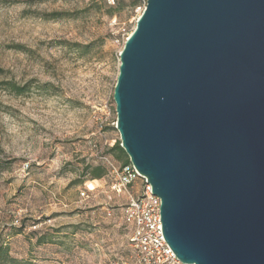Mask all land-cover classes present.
Returning a JSON list of instances; mask_svg holds the SVG:
<instances>
[{
  "label": "water",
  "instance_id": "95a60500",
  "mask_svg": "<svg viewBox=\"0 0 264 264\" xmlns=\"http://www.w3.org/2000/svg\"><path fill=\"white\" fill-rule=\"evenodd\" d=\"M121 147L183 264H264V0H147L120 53Z\"/></svg>",
  "mask_w": 264,
  "mask_h": 264
},
{
  "label": "rangeland",
  "instance_id": "374dc122",
  "mask_svg": "<svg viewBox=\"0 0 264 264\" xmlns=\"http://www.w3.org/2000/svg\"><path fill=\"white\" fill-rule=\"evenodd\" d=\"M146 5L0 0V249L20 264H134L128 197L92 174L122 164L114 89Z\"/></svg>",
  "mask_w": 264,
  "mask_h": 264
},
{
  "label": "built area",
  "instance_id": "2783aa9c",
  "mask_svg": "<svg viewBox=\"0 0 264 264\" xmlns=\"http://www.w3.org/2000/svg\"><path fill=\"white\" fill-rule=\"evenodd\" d=\"M102 159L111 180L109 201H113V195L128 197L122 207V214L125 224L131 229L134 264H183L165 240L161 219L162 202L154 195L151 185L131 163L120 165L109 157L104 156ZM139 182L142 183V189L135 193L133 187ZM93 191L87 186L81 197L88 199Z\"/></svg>",
  "mask_w": 264,
  "mask_h": 264
},
{
  "label": "trees",
  "instance_id": "16d2710c",
  "mask_svg": "<svg viewBox=\"0 0 264 264\" xmlns=\"http://www.w3.org/2000/svg\"><path fill=\"white\" fill-rule=\"evenodd\" d=\"M51 19H59L60 16L59 14H51L49 16ZM6 86H8L11 90H13L14 92L21 94L24 92V88L22 87H18L15 84L12 83H8L6 84ZM111 152L115 153L117 152L118 154H116V158L117 160L122 162V165H127L130 164V160L128 158V156L126 155L125 151L122 149L121 147V142H117L113 148L111 149ZM105 174H107V169L103 166H99L98 168H96L92 174L93 178L92 179H101ZM0 264H20L18 263L16 260L11 259L8 255L7 252H5L3 249H0Z\"/></svg>",
  "mask_w": 264,
  "mask_h": 264
},
{
  "label": "crops",
  "instance_id": "0c3cea01",
  "mask_svg": "<svg viewBox=\"0 0 264 264\" xmlns=\"http://www.w3.org/2000/svg\"><path fill=\"white\" fill-rule=\"evenodd\" d=\"M133 189H134V192L135 193L140 192V190L142 189V183L139 182V183L135 184V186L133 187Z\"/></svg>",
  "mask_w": 264,
  "mask_h": 264
},
{
  "label": "bare ground",
  "instance_id": "6f19581e",
  "mask_svg": "<svg viewBox=\"0 0 264 264\" xmlns=\"http://www.w3.org/2000/svg\"><path fill=\"white\" fill-rule=\"evenodd\" d=\"M90 188V190H94L95 186L93 184H91L90 186H88Z\"/></svg>",
  "mask_w": 264,
  "mask_h": 264
}]
</instances>
